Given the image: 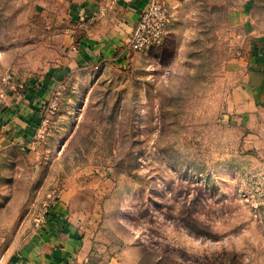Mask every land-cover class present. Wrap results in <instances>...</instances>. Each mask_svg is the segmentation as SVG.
<instances>
[{
    "label": "rangeland",
    "instance_id": "obj_1",
    "mask_svg": "<svg viewBox=\"0 0 264 264\" xmlns=\"http://www.w3.org/2000/svg\"><path fill=\"white\" fill-rule=\"evenodd\" d=\"M162 1L159 46L57 80L73 54L51 1L0 0V131L15 102L39 114L28 142L0 149L6 244L43 226L55 193L85 216L75 264H264V122L228 103L230 62L250 49L230 20L243 0Z\"/></svg>",
    "mask_w": 264,
    "mask_h": 264
},
{
    "label": "crops",
    "instance_id": "obj_2",
    "mask_svg": "<svg viewBox=\"0 0 264 264\" xmlns=\"http://www.w3.org/2000/svg\"><path fill=\"white\" fill-rule=\"evenodd\" d=\"M56 17L52 25L57 38L69 48L64 76L75 67L98 72L103 66H123L131 59L127 49L141 14L150 0H50ZM230 20L239 19L250 37L248 52L230 62L237 84L228 100L244 125L264 122V0H243L238 9L230 8ZM104 12V14H102ZM37 105L30 100L15 102L4 116L0 149L21 146L29 141ZM3 117V116H2ZM69 199L58 201L46 223L28 234L25 241L6 244L0 236V264H64L70 257L82 258L85 252V216L71 209ZM19 234V232H18ZM14 235L11 239H20Z\"/></svg>",
    "mask_w": 264,
    "mask_h": 264
},
{
    "label": "built area",
    "instance_id": "obj_3",
    "mask_svg": "<svg viewBox=\"0 0 264 264\" xmlns=\"http://www.w3.org/2000/svg\"><path fill=\"white\" fill-rule=\"evenodd\" d=\"M169 23V11L163 1L150 0L132 33L127 49L134 52H143L159 46L164 39ZM50 197V200L44 203V212L38 219L39 223H46L52 207L58 202L55 193ZM74 261V258L70 257L66 259L64 264H75Z\"/></svg>",
    "mask_w": 264,
    "mask_h": 264
}]
</instances>
